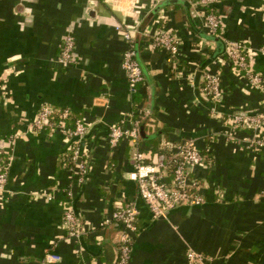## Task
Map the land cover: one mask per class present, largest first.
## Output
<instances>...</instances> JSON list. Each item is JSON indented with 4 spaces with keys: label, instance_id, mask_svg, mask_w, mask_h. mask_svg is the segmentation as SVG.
<instances>
[{
    "label": "crops",
    "instance_id": "1",
    "mask_svg": "<svg viewBox=\"0 0 264 264\" xmlns=\"http://www.w3.org/2000/svg\"><path fill=\"white\" fill-rule=\"evenodd\" d=\"M162 1L0 0V137L15 136L5 150L12 163L0 192V264H115L121 227L100 229L99 221L129 201L139 210L130 264H188V246L207 254L208 264H264V150L246 149L239 139L244 132L210 115L212 103L200 95L195 72L203 64H222L227 93L218 109L225 116L260 111L264 93L223 64V54L207 62L215 43L196 32L210 34L198 7L186 2L155 10ZM213 8L223 20L217 36L243 44L264 76V0H219ZM126 29L139 33V58L151 82L143 75L134 94L122 68ZM160 29L182 38L177 69L162 50L149 47ZM67 35L75 40L68 64L58 61ZM42 105L66 108L88 127L81 183L75 182V168L70 170L73 162L65 165L72 139L60 130L31 127ZM126 118L128 124L132 118L143 122V133H155L160 142L184 139L177 133L182 131L210 157L201 205L152 217L128 179L135 149L151 145L126 138L111 150L107 142L110 125ZM70 184L85 230L78 239L62 223ZM46 251L59 260L46 261Z\"/></svg>",
    "mask_w": 264,
    "mask_h": 264
},
{
    "label": "built area",
    "instance_id": "2",
    "mask_svg": "<svg viewBox=\"0 0 264 264\" xmlns=\"http://www.w3.org/2000/svg\"><path fill=\"white\" fill-rule=\"evenodd\" d=\"M191 6L198 7V15L210 34L218 35L223 20L213 6L219 0H185ZM123 36L127 41V48L122 56V68L125 72L128 90L131 94L138 91L143 82L140 65L136 59L135 35L126 29ZM182 38L169 30H156L150 36L149 47L159 49L165 53L170 67L177 69L183 52L181 51ZM202 49L199 43L197 50ZM264 51V47L262 48ZM75 40L72 35H67L62 41L58 61L72 63L74 61ZM224 63L233 71L242 74L250 85L264 93V76L253 67V62L238 41L226 40L223 53ZM222 64L213 69L209 64L198 68L197 82L200 95L212 103L210 115L218 119L227 129L244 132L240 142L248 150H264V107L256 113L235 112L225 116L218 107L226 99V90L221 83ZM194 76V75H193ZM192 85V83H191ZM193 86V85H192ZM71 112L64 108H54L42 105L35 114L31 127L36 131L53 132L60 130L66 134L71 142L70 170H76L75 182L81 183L86 172V159L81 148L82 141L88 133V127L80 118L73 121L72 127H67ZM127 118L110 125L107 133V142L111 150H115L123 139L137 142L139 135V121L132 118L128 124ZM15 136L0 137V192L5 190L8 172L12 163L10 155L5 154L8 145L14 142ZM161 145L168 147V153H157L152 149L136 148L131 156V169L128 179L133 181L137 188L138 197L146 204L152 217L165 216L170 210L180 206H197L204 202V189L207 182V173L212 165L210 157L199 149L192 139H178L175 142L161 140ZM73 185H68L64 190L65 201L62 223L69 237L80 238L85 235V230L76 214L72 199ZM264 195V187L261 189ZM52 195H48L50 199ZM139 210L136 202L129 201L114 207L109 215H104L99 221V228L104 229L113 224L121 228V236L117 246L118 255L115 264H130L134 234L137 231ZM188 264H208L210 257L204 252L197 251L188 246L185 251ZM59 256L46 251L45 260H59Z\"/></svg>",
    "mask_w": 264,
    "mask_h": 264
},
{
    "label": "water",
    "instance_id": "3",
    "mask_svg": "<svg viewBox=\"0 0 264 264\" xmlns=\"http://www.w3.org/2000/svg\"><path fill=\"white\" fill-rule=\"evenodd\" d=\"M187 1L185 0H163L160 4H158L156 7H155V10L163 7V6H166L168 4H180V5H185ZM198 36L200 38H203L205 40H210V41H213L215 43V48L213 50V52L211 53V55L209 56V58L207 59V62H210L211 60H214L216 57L218 56H221L223 53H224V50H225V43L224 41L219 37L217 36L216 34H206V33H203L199 30H196ZM139 33L136 34L135 36V52H136V59L140 65V68H141V71H142V74L146 77L147 79V82L149 84H151L149 78H148V72L146 71L145 67L143 66L140 58H139ZM206 64H203L202 66H200V69L203 68ZM196 82H197V78H196ZM146 112H147V116L150 114V105L147 106V109H146ZM177 133L181 134L182 137L185 139L187 137H185L184 133L182 131H177ZM159 217H163V215L159 216Z\"/></svg>",
    "mask_w": 264,
    "mask_h": 264
},
{
    "label": "trees",
    "instance_id": "4",
    "mask_svg": "<svg viewBox=\"0 0 264 264\" xmlns=\"http://www.w3.org/2000/svg\"><path fill=\"white\" fill-rule=\"evenodd\" d=\"M262 66L258 65L257 68H261ZM72 117V116H71ZM71 119L73 118H70L68 121H71ZM75 119V118H74ZM74 119L72 121H74ZM143 122L139 123V135H138V140H140L141 143H144V144H149L151 145V149L152 151L154 152H157V153H168L169 152V149L168 147H164L161 145V142L159 141V137L156 136L155 133H152V134H144L143 133ZM141 149L145 148L143 146H140ZM71 150L69 149L68 150V157H66L65 159V165L67 167L71 166Z\"/></svg>",
    "mask_w": 264,
    "mask_h": 264
}]
</instances>
